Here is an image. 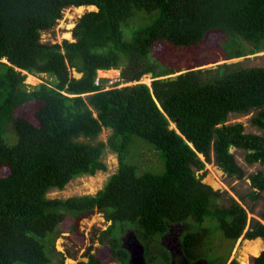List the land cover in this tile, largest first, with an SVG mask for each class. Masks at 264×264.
Listing matches in <instances>:
<instances>
[{"label":"trees","instance_id":"1","mask_svg":"<svg viewBox=\"0 0 264 264\" xmlns=\"http://www.w3.org/2000/svg\"><path fill=\"white\" fill-rule=\"evenodd\" d=\"M89 5L97 10L81 17L74 41H42L64 9ZM140 12L150 21L125 40L123 24L146 21ZM209 32L224 34L235 49L224 60L264 51V0H0V264H66L55 245L58 226L66 222L76 231L98 211L111 222L99 234L110 259L89 247L88 260L77 264H129L122 247L127 232L143 244L147 264L172 263L169 249L158 262L154 250L170 236L179 237L189 262L207 264H226L241 237L264 239V211L263 220L249 217L264 193V170L249 176L253 190L242 202L204 181L213 154L224 173L246 176L233 147L246 151L248 163L264 166V135L227 123L231 113L257 110L252 121L264 129V66L201 68L218 58L183 72L159 68L149 57L160 41L195 49ZM110 69H121V80L106 87L109 80L98 74ZM27 74L51 79L28 89ZM146 74L150 85L140 82ZM7 124L17 134L12 145L3 136ZM104 129L111 130L106 142L98 139ZM132 136L161 150L162 173L141 174L127 162ZM107 148L118 155L119 168L96 194L48 196L76 177L106 171ZM212 225L232 244L208 260ZM253 264H264V251Z\"/></svg>","mask_w":264,"mask_h":264},{"label":"rangeland","instance_id":"2","mask_svg":"<svg viewBox=\"0 0 264 264\" xmlns=\"http://www.w3.org/2000/svg\"><path fill=\"white\" fill-rule=\"evenodd\" d=\"M92 10H97V7H85L84 9H78V7L75 6L67 7L64 9L63 16L57 21V24L53 28L42 32V41L46 43H62L65 39L74 41V27L85 13ZM140 15L143 16L144 20H146L145 22H142V20L139 18H131L125 24H123L122 30L125 40L130 41L134 32L150 21L148 19L149 16L147 13L140 12ZM225 40L226 37L224 34L218 32H209L200 45L195 49H189L183 46H175L167 41H160L152 47L149 57L152 58V61H156V63H158L159 68L179 66L183 68V72L186 71V68L189 66L213 61L218 58H220L218 62L206 64L201 68L214 69L219 64L236 62H239L241 67L264 66V51L254 53L246 57L224 60L222 57H226L228 53L234 52L235 50L232 46L225 42ZM221 44H223L222 47ZM245 45L246 47L248 46V44ZM116 70L117 72L114 73L104 72L105 70H103V72L99 71V78H107L109 80L106 84V87L114 86L117 81L121 80V69ZM177 74L178 73H175L173 76ZM73 76L80 77L81 74L73 70ZM47 79H51L47 74H27L25 82L28 85V89H32L34 86L46 81ZM152 80V75L146 74L140 79V82L150 85ZM134 83H136V81L125 82L122 83L121 86ZM256 114L257 110L246 114L231 113L227 123H242L245 126L246 132L264 135V129L255 125L252 121L253 116ZM172 126H174V124ZM10 127H12L11 124H7L5 126L3 136L7 144L12 145L17 142V134L14 129H12L13 127ZM8 132L11 134V136H8ZM110 134V129H104L98 139L106 142ZM231 151L234 152L238 163L245 169L246 176L243 179H239L237 177H231L227 175L219 168L215 162L213 154V160L206 164V169L208 172L204 178V181L211 184L215 189L227 191L228 195H231L235 200L242 202V197L248 195L253 190L249 176L255 172H258L259 170H264V166L260 163H248L245 158L246 151L243 149L233 147ZM103 160L107 165L106 171H98L94 175L86 174L76 177L67 184L65 189L52 190L49 192L48 196L51 198H69L76 195L96 194L105 186L110 176L116 173L119 168L118 155L110 148H107L105 154L103 155ZM127 162L137 166L138 171L141 174L146 172L160 174L165 170V159L161 150L157 149L155 146L138 136H132V142L127 153ZM252 203L254 205V209L249 213L250 219L255 218L263 220L261 214L264 211V193L260 198L254 200ZM110 223L111 222L105 218L104 213L98 211L92 216L83 219L76 231H72L70 225L66 222L58 226L57 231L60 232V234L55 245L57 250L64 253L66 257V264H77L81 260L87 261L88 257L86 252L87 248L89 247H93V252H98L102 258L110 259V252L108 248L99 240L100 232L105 230L110 225ZM189 228L190 227L187 226L180 227V234ZM212 230L214 239L216 237L214 244L215 249L213 250V254H208V260L216 257L218 254L222 255L227 253L232 244L229 239L224 237L222 231L215 228V225H212ZM260 239H262L263 243L259 246V250L256 253H253L250 250L252 246L251 242L256 239L249 240L243 237L239 238L234 243L226 264H230L233 259H236L239 264H242L243 262L253 264L254 258L259 256L262 251H264V239ZM169 241L170 240L168 238L165 240V242L162 240L165 245L155 247L154 250L157 251L156 253L158 255V258L156 259L157 262L163 260L159 252L168 251ZM171 254L172 258L174 259L172 252ZM14 264L28 263L15 262ZM107 264L122 263L118 261H109Z\"/></svg>","mask_w":264,"mask_h":264},{"label":"flooded vegetation","instance_id":"3","mask_svg":"<svg viewBox=\"0 0 264 264\" xmlns=\"http://www.w3.org/2000/svg\"><path fill=\"white\" fill-rule=\"evenodd\" d=\"M128 234H130V238H128L129 237V236H127ZM134 236L135 235L133 234V232H127L123 236V237L127 238V241H126L127 245L132 244V242L134 240ZM168 239L170 240L168 242V248L173 253V256H174V259L172 260L173 263H171V264H207V261L204 260V259H201V260H198V261H195V262H189V260H187L186 258H184L182 256V252H181V249H180V243L178 242L179 237L176 236L175 238H173V237L170 236ZM122 244H123V241H122Z\"/></svg>","mask_w":264,"mask_h":264},{"label":"water","instance_id":"4","mask_svg":"<svg viewBox=\"0 0 264 264\" xmlns=\"http://www.w3.org/2000/svg\"><path fill=\"white\" fill-rule=\"evenodd\" d=\"M8 62V60H5ZM203 157V156H202ZM130 238V234H128ZM123 244L122 247L129 251L130 260L129 264H147L145 259V249L143 244L138 240L137 236H134L132 244L127 245V238H122Z\"/></svg>","mask_w":264,"mask_h":264},{"label":"bare ground","instance_id":"5","mask_svg":"<svg viewBox=\"0 0 264 264\" xmlns=\"http://www.w3.org/2000/svg\"><path fill=\"white\" fill-rule=\"evenodd\" d=\"M85 7H94V5L79 6L78 9H84ZM100 72H103V70H100ZM104 72L114 73V72H117V70L116 69H110V70L104 71ZM251 243H252V246H251L250 250L253 253H256L259 250V246L263 243V241H262V239L257 238L256 240L252 241ZM242 264H248V263L247 262H243Z\"/></svg>","mask_w":264,"mask_h":264},{"label":"crops","instance_id":"6","mask_svg":"<svg viewBox=\"0 0 264 264\" xmlns=\"http://www.w3.org/2000/svg\"><path fill=\"white\" fill-rule=\"evenodd\" d=\"M106 71V70H105Z\"/></svg>","mask_w":264,"mask_h":264}]
</instances>
